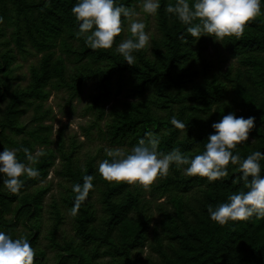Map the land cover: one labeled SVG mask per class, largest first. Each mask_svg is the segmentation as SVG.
Masks as SVG:
<instances>
[{
	"label": "trees",
	"instance_id": "1",
	"mask_svg": "<svg viewBox=\"0 0 264 264\" xmlns=\"http://www.w3.org/2000/svg\"><path fill=\"white\" fill-rule=\"evenodd\" d=\"M135 1L117 3L136 12ZM76 2L0 0V37L12 27L10 39L20 49L29 45L39 56L30 67L27 86L14 90L2 111L0 151L4 143L13 145L18 159L29 163L24 149L33 153L31 140L12 136L26 129L21 113L28 106L33 109L35 126L27 133L32 140L48 144L52 126L44 123L49 116L44 101L51 90L66 89L71 102L91 80L95 90L88 106L94 115L91 126L99 127L110 144L135 146L150 132L160 138L158 151L175 148L191 158L203 152L207 137L215 132L212 123L235 112L253 116L255 121L248 140L233 153L238 152L241 159L253 151L264 153V4L261 15L248 21L240 36L217 41L209 35L192 37L188 26L166 11V5L174 6L176 0H160L155 13L160 34L152 38L150 54L145 48L134 50L130 65L115 48L132 16L121 17L122 30L111 48L93 50L76 35L79 22L71 12ZM12 51L0 46V93L9 85ZM116 78L128 80L129 87L124 99L116 98L106 109ZM173 116L185 127L174 126ZM63 147L59 150L71 181L62 197L66 206L72 208L76 195L72 185L82 184L85 175L94 177V188L73 216L71 236L59 237L64 216L58 203H53L47 229L52 261L45 249L36 247L46 187L33 191L32 186L48 175L53 153L41 151L33 165L37 175L22 176L16 193L4 188L0 179V231L16 238L17 225H27L31 232L23 237L35 250L33 264H264V217L253 215L221 225L209 216L210 207L227 202L231 193L243 187L238 165L229 162L227 176L210 182L206 177L184 175L173 163L166 176L144 189L104 180L93 157L83 167H74L73 148ZM260 163L264 175V160ZM95 189L102 203L99 213L90 200Z\"/></svg>",
	"mask_w": 264,
	"mask_h": 264
},
{
	"label": "clouds",
	"instance_id": "2",
	"mask_svg": "<svg viewBox=\"0 0 264 264\" xmlns=\"http://www.w3.org/2000/svg\"><path fill=\"white\" fill-rule=\"evenodd\" d=\"M262 4L264 0H176L174 6L166 5V11L174 13L187 25L186 30L192 37L199 39L209 35L222 41L225 37L240 36L246 23L261 15ZM159 7L160 0H142L144 13L155 14ZM71 12L79 22L76 35L83 37L93 50L111 48L114 37L122 30L121 17L127 20L137 15L117 0H77ZM130 32L131 36L119 42L115 51L131 65L134 50L144 48L149 35L145 31V23L135 19L130 24ZM254 121L253 116H237L235 112L222 115L219 121L212 123L215 132L207 137L203 152L191 158L175 148L167 153L158 151L159 136L145 133L147 139H140L128 152L120 148L106 149L108 158L99 161L97 171L108 182H138L148 187L158 177L166 176L173 163L182 168L184 175L206 177L211 182L227 176L226 166L231 162L241 170L243 187L231 193L227 202L220 203L215 209L210 207V218L223 225L230 220H247L253 215L264 217V175H261L260 163L264 160V153L253 151L243 159L238 152L233 153L240 142L248 140ZM171 123L179 128L185 127L175 116ZM17 151L9 148L0 151V179L3 187L12 193L18 192L22 186V176L37 175V169L29 164L42 155L39 151L33 154L25 148L29 162L26 164L18 159ZM184 165L187 167H182ZM93 179L92 175H85L82 184L72 185V191L76 193L71 208L73 216L94 188ZM34 255L35 250L27 238H13L0 231V264H33Z\"/></svg>",
	"mask_w": 264,
	"mask_h": 264
},
{
	"label": "rangeland",
	"instance_id": "3",
	"mask_svg": "<svg viewBox=\"0 0 264 264\" xmlns=\"http://www.w3.org/2000/svg\"><path fill=\"white\" fill-rule=\"evenodd\" d=\"M137 15L132 16L128 21V26L125 30L122 40L130 37V24L132 20H140L145 23V31L149 35V41L145 45V50L150 54L152 38L159 36L155 14H147L142 10V0L135 1ZM7 34L0 37V46L2 50L7 48L13 49V58L10 63L11 72L8 74L9 84L7 89H4L0 94L4 93V98L0 95V117L10 95L14 90L27 86L30 80V67L32 64L37 63L39 58L34 53V49L25 46L24 49H20L11 38L12 27H7ZM6 39H10L8 44H3ZM69 72H71L69 70ZM2 76V75H0ZM4 79V78H3ZM94 84L91 80L87 81L83 86L80 94L75 97L71 102L68 101L69 93L66 89H52L48 98L44 101L45 109L49 110V116L44 120L45 124L52 126L50 133V142L48 144L40 143L37 140H32L29 136L28 129L33 125L34 111L30 106L25 109L20 116L21 123L26 126V129L21 132H14L12 136L16 139L28 138L31 140L33 154L37 151L49 150L53 153V163L49 168V173L46 178L41 179L32 186V190L39 187H46V191L43 195L42 209L40 215L41 227L39 231V239L36 247L45 249L49 261H52L54 256V250L49 245L48 227L52 221L51 211L53 203H58L62 214L64 216L63 223L59 229V237L71 236L74 233L73 230V215L71 209L63 202V195L66 192V188L70 186V177L65 171V160L59 150L60 146L64 144L63 149L70 151L73 148L72 160L74 167H83L86 164L88 158L93 157L98 168L99 161L107 158L106 149L120 148L125 152L131 150L133 146L127 143L123 144H110V142L104 138V132L97 126H91L94 120L92 110L89 109L91 104V93L94 90ZM114 92L110 102H106L105 108L109 109L110 105L116 98L124 99L129 82L119 81L117 78L112 82ZM100 126L104 128V120L100 122ZM4 148L16 149L13 145L4 143ZM28 164V163H27ZM34 162L29 164L33 167ZM98 172V171H97ZM100 175V174H99ZM101 176V175H100ZM136 185L138 188H148L138 182L132 183V186ZM90 200L94 203L97 212L102 210V203L100 200L99 190L95 189ZM31 230L23 222L19 223L16 228V237L26 236ZM147 251V249H145Z\"/></svg>",
	"mask_w": 264,
	"mask_h": 264
}]
</instances>
